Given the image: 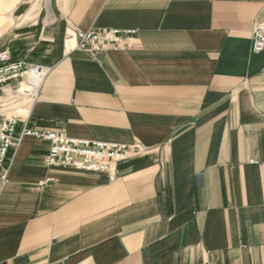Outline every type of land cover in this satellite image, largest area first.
I'll use <instances>...</instances> for the list:
<instances>
[{
  "label": "crops",
  "instance_id": "1",
  "mask_svg": "<svg viewBox=\"0 0 264 264\" xmlns=\"http://www.w3.org/2000/svg\"><path fill=\"white\" fill-rule=\"evenodd\" d=\"M256 22L264 0H0V54L47 70L28 109L0 89V128L150 150L110 180L48 167L24 137L0 178V264H264ZM72 29L136 34L92 59Z\"/></svg>",
  "mask_w": 264,
  "mask_h": 264
},
{
  "label": "built area",
  "instance_id": "2",
  "mask_svg": "<svg viewBox=\"0 0 264 264\" xmlns=\"http://www.w3.org/2000/svg\"><path fill=\"white\" fill-rule=\"evenodd\" d=\"M253 28L251 53L255 55L264 51V23L256 22ZM70 33L66 39V46L73 51H82L92 59L107 50L129 49V41L136 34L134 31L115 29H92L88 32L72 29ZM0 62V89L13 86L15 95H21L22 99L34 102L47 70L40 65L30 64L25 59L12 62L7 52L0 54ZM18 122V117L11 116L1 123L0 178L3 181L7 180L9 174V168H4L8 152L11 148L20 146L24 137L37 138L49 143V154L45 159L48 167L105 173L110 180H114L118 174V163L132 157H140L150 151L141 144L93 142L30 127H25L17 134Z\"/></svg>",
  "mask_w": 264,
  "mask_h": 264
},
{
  "label": "rangeland",
  "instance_id": "3",
  "mask_svg": "<svg viewBox=\"0 0 264 264\" xmlns=\"http://www.w3.org/2000/svg\"><path fill=\"white\" fill-rule=\"evenodd\" d=\"M21 96V95H20ZM21 98V101H23V102H25V107L27 108V107H29V105H30V101H28V100H26V99H22V97H20ZM20 102V101H19ZM28 109V108H27Z\"/></svg>",
  "mask_w": 264,
  "mask_h": 264
},
{
  "label": "bare ground",
  "instance_id": "4",
  "mask_svg": "<svg viewBox=\"0 0 264 264\" xmlns=\"http://www.w3.org/2000/svg\"><path fill=\"white\" fill-rule=\"evenodd\" d=\"M71 44H72V43L70 42L69 45H71ZM30 105H31V103H30Z\"/></svg>",
  "mask_w": 264,
  "mask_h": 264
}]
</instances>
